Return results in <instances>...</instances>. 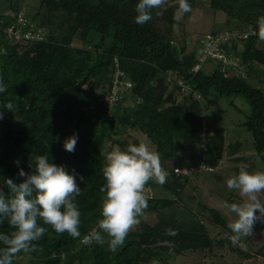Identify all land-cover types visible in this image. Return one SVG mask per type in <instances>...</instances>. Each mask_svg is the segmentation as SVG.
Returning a JSON list of instances; mask_svg holds the SVG:
<instances>
[{
    "label": "trees",
    "instance_id": "obj_1",
    "mask_svg": "<svg viewBox=\"0 0 264 264\" xmlns=\"http://www.w3.org/2000/svg\"><path fill=\"white\" fill-rule=\"evenodd\" d=\"M136 3L137 0H41L43 12L38 16L37 12L23 15L12 0H0V83L5 87V92L0 93V109L8 101L14 104L13 113L4 112L0 118L3 128L0 149L4 152V157L0 155V170H7H4V181L11 178L21 182L23 178L17 175L18 170L31 171V156L48 153L53 163L64 165L70 173L75 172L81 188L75 197L81 212V236L73 238L42 224L48 230L34 242L36 249L17 253L12 264H147L153 258L165 264L168 245L175 248L176 256L182 251L212 247L213 239L207 226L195 218L177 217L175 207L171 208L173 216L163 218L169 214L165 208L175 204L174 199L184 193V184L172 187L173 181L182 179L188 184L191 178L197 177L202 182H206V178L207 183L217 181L219 198L228 202L235 200L238 192L225 186L226 176L219 171L221 168L193 177H168L163 185L149 180L146 186L152 189L153 197L147 199L148 206L139 219L156 216L157 221L148 231L131 234L137 239L131 237L115 251L94 240L82 242L98 225L105 155L114 147L125 149L127 145L139 142L136 139L128 144L126 139V143L123 141L121 135L128 129L146 137L148 140L145 138L143 142L159 152L162 165L166 167L186 168L204 163L212 168L233 164L232 174L241 166H247L250 171L264 170V90L249 82L252 77L264 83V60L261 63L254 60L256 55L261 58L256 45L264 44V26L259 22V18L264 17V0H189L191 9L206 5L215 17V23L220 22L219 15L224 19L221 24H216L220 25L218 30L199 35L207 44L209 38L220 35L221 29L227 33L255 30V35H249L245 41L234 39L224 46L229 52L241 45L243 53L240 56L247 79L238 76L237 70L232 75L225 73L220 62L204 59L199 63L201 49L187 52V41L183 47H177L171 39L158 36L153 32L152 18L137 24L134 21ZM165 4L172 18L178 0H166ZM246 6L248 9L242 16L241 8ZM11 9L14 14L6 19L5 13ZM18 15L23 19L19 24L15 22ZM169 23L171 28L179 26L173 19ZM15 24L19 32L17 38L6 33V29ZM95 34L99 35L97 39H93ZM110 34L112 41L107 44L106 38ZM78 40L81 44L76 42ZM74 42L77 44L72 45ZM208 63L213 64L209 73L204 71ZM197 65V71L193 72ZM117 69L121 73L119 79L126 78L130 87L118 92L119 101L109 115V107L97 97L101 91L104 97L110 96L107 89L113 88ZM159 75L176 87L177 81H183L204 98L209 93L218 97L242 96L248 102L250 112L236 128L251 134V150L247 152L253 154L256 164L250 165L248 159L251 156L243 152L246 139L234 137V141H228L226 128L214 126V121H208L206 117V151L200 150L199 135L196 136L197 131L200 133V117L194 112L196 103L187 113L190 127L197 129L194 138L188 141L190 135L187 133L178 137L176 129L186 110L174 100L171 109L163 107L165 99L161 100L160 94L164 85L157 80ZM147 79L155 80L157 88L147 91ZM211 102L207 100L208 107ZM25 124L31 127L35 137L41 132L49 135L46 142L42 139L45 143L41 144L42 149H30L26 143H21V151L17 149L16 139L24 137L21 128ZM72 135L78 137L75 150L67 152L62 143ZM167 138H170L168 143ZM50 147L54 150L50 151ZM227 174H231L230 171ZM4 191L10 195L7 188ZM207 211L211 224L219 227L226 243L234 247L232 251L240 258L251 257L239 249L245 243L236 245L233 241L226 214L223 216L221 210L213 208ZM166 229H174L176 235H166ZM0 231H10L6 222L0 225ZM261 235H264V217L253 226V236L260 238ZM257 252L264 256V245Z\"/></svg>",
    "mask_w": 264,
    "mask_h": 264
},
{
    "label": "clouds",
    "instance_id": "obj_2",
    "mask_svg": "<svg viewBox=\"0 0 264 264\" xmlns=\"http://www.w3.org/2000/svg\"><path fill=\"white\" fill-rule=\"evenodd\" d=\"M165 3L166 0H137L134 21L137 24L146 23L152 18V10ZM190 11L189 0H178V17ZM259 22L264 26V17H260ZM242 50L230 51L234 54L239 52L241 58ZM3 92L5 87L0 83V93ZM13 111V102H6L0 109V118L4 112ZM204 112L200 118L206 125ZM77 139L76 135L67 137L62 143L63 149L73 152ZM29 167L31 171L27 173L23 169L18 170L17 175L23 178L21 182L6 179L10 195L0 188V225L6 222L10 229L0 231V264H12L17 253L35 250L37 245L34 242L39 241L48 230L42 224L51 226L57 233L66 232L73 238L81 236V212L75 203L81 188L76 182L75 172L70 173L64 165L53 163L48 153L31 156ZM165 167L159 152L150 149L144 142L129 144L125 149L117 146L109 151L101 169L104 183L99 189L103 195L99 204L98 225L90 236L84 237V242H103L106 234L110 238L108 246L111 250L115 251L123 245L128 232L139 223V217L147 208V199L153 197V193L151 197L145 196L147 182L154 180L163 185L170 175ZM225 183L229 190L237 191L242 197L240 202H223L232 214L227 228L233 234V241L237 242L251 237L254 224L264 217V203L260 199L264 195V170L250 171L247 166H241ZM166 235L174 236L176 232L166 229ZM150 264L160 262L153 258Z\"/></svg>",
    "mask_w": 264,
    "mask_h": 264
},
{
    "label": "rangeland",
    "instance_id": "obj_3",
    "mask_svg": "<svg viewBox=\"0 0 264 264\" xmlns=\"http://www.w3.org/2000/svg\"><path fill=\"white\" fill-rule=\"evenodd\" d=\"M40 3L41 0H12V4L14 6H18L20 8L19 13L23 15H26L28 13L32 15V13L37 12L38 16H40V14L43 12ZM248 3L251 2L249 1ZM248 6H246L245 8H241L240 12L242 16H244V14L246 13ZM11 14H14V11L12 9L9 10V12L5 13V15L7 16L6 18L12 16ZM171 19L176 20L179 23V26L177 27L173 26L171 28L169 23ZM215 20H216L215 17L213 16L212 12L206 5L199 7L197 6V8H192L190 12H187L186 14L183 13L182 15H179V17L176 11V13H173L171 18L170 11L166 7V4H164L158 9H153L151 23L154 33L164 38L165 40L171 39L173 41V44L177 45V47H183L184 43H186L187 41L186 43L187 52H192L194 50L201 49L200 50L201 58L199 59V63H200L205 59L204 55L206 56V53H204V51L206 50L208 45L203 41L202 39L203 36H199V35L202 34L203 32L211 33L214 30H218L220 28V25H216V24H221L224 19L222 15H219L218 20L220 22L215 23ZM219 31L220 33L218 34L227 33V31L224 29H221ZM110 35H111L110 37L106 38L107 44L112 41L113 35L112 34ZM98 37L99 35L95 34L93 39L94 38L97 39ZM76 42L78 44H81L79 40ZM77 43L74 42L72 45H75ZM241 48H242L241 45H239L238 49L241 50ZM255 49L257 53L261 56V58L258 57V55H256L254 57V60L256 63H261V60L262 59L264 60V44L263 43L257 44ZM237 56H238L236 58L237 60L235 61L233 67L228 69V65L221 63V70L225 71V73L231 72L230 75H232L234 71L237 69V74L241 75L242 78L247 79L248 76L246 74L244 65L240 63V61L242 60L239 57V52H237ZM198 67L199 65L194 67L193 70L195 71V69H197ZM212 68H213V64L211 63L205 64L204 71L209 73L211 72L210 70ZM120 75L121 73L119 69H117L114 74L115 76L114 82L117 83L118 81H120L119 79ZM121 79L123 83L129 82L126 78H121ZM157 80L159 82H163L164 85V87L162 88V92L160 94L161 100L165 99L163 107L167 109H171V107H173L171 106L172 100H174L177 104H181L185 107L186 112L184 119L183 121H181L180 125L176 129V134L178 137H181L182 135L187 133L190 135L188 141L194 138L193 135L195 131H197V129L190 127L189 122L187 120L188 117L187 113L189 109L193 107L192 104L196 103L197 106H195L194 112L197 113V115L199 114V117H201L202 113L205 111L204 114L206 119L211 122L214 121V126L218 125L226 128L227 132H229L228 141L230 140L234 141V137L240 138L242 140L246 139L242 147H244L243 152H245L246 155H249L248 152L251 150V134L250 133L244 134L243 131L236 128V126L241 121H245L246 116L250 112L249 104L242 96L218 97L215 95L216 96L215 97L212 95V93H209L205 98L204 96H201L199 100H194L192 98L193 96L186 95V93L182 94V92L178 91L179 88H177L175 85H172L171 82H169V80L166 79V77L163 76V80H162V76L159 75L157 77ZM249 82L250 84H252L251 86L256 88L262 87L264 90V83L258 82L256 79L252 77L249 79ZM145 85H146L145 88H148L147 91L149 92L150 90L157 88V84L155 83V80L150 81L147 79ZM108 91L109 90L107 89V93ZM114 92L117 94L116 90H114ZM97 99L98 101L104 103L107 107H109V109H107L109 111L108 112L109 115L112 114L110 111L114 110L113 109L114 105H116L119 101V100L114 101V94H112L111 92H110V96L108 95L107 97H104L102 91L99 93ZM207 100L212 101L209 104V107L207 104ZM205 108L207 109L205 110ZM200 122H201V118H200ZM2 130L3 128L0 126V139H3V135L1 132ZM21 130L23 132L24 137L16 139V146L17 149H19L20 151H21V143H26L30 149L31 147L37 150L42 149L44 146H42L41 144L44 145L45 144L44 142L47 141V138L49 136L45 132H41V135L39 137L37 136L35 137L32 134L31 127L28 126V124L23 125ZM236 130L239 133H236L235 132ZM12 131L14 133V128H12ZM240 132H242L243 134H241ZM197 135H199L198 138L200 139L199 148L200 150H202L203 147L206 148V138L201 137L198 131L196 133V136ZM121 137L123 138V141L125 143L126 141L124 139L127 140V144L134 141V139H136L139 142H143V140H145L146 138V137L144 138L142 135L134 134V132H132L129 129L123 135H121ZM42 139L44 142L42 141ZM169 141L170 138H167L166 143H168ZM147 145L149 146L150 149L154 150V147L151 144H147ZM53 150H54L53 148L50 149V151ZM0 155L4 157V152L2 151V149H0ZM249 157L250 158L248 159V161L250 162V165H255L256 163L253 154L249 155ZM202 165H204L205 167L212 168L211 166H206L204 163H202ZM233 166H234L233 164L231 165L223 164L220 167H215L212 169L213 171L214 170L216 171L219 168H221V170L219 171H221L226 176L227 179L232 174L231 171ZM4 170L7 171L5 168H2V170H0V188H2L3 190L6 188V183L3 178V175L5 173ZM228 171H230L231 174H227ZM203 172L210 173L204 170H202L200 173ZM194 175H196V173L191 174V177H193ZM191 179L192 181L188 184L184 183V180L182 179L179 181H173L171 183L172 187L175 186L178 187L184 184V186L182 187L184 188L183 191L184 193H182L180 197H176L174 199L176 202L175 204L171 203L169 207L165 208L166 211L168 210L167 213L169 214L165 215L163 219H165V217H167L168 215L173 216V210H171L172 207H175V210L178 209L176 211L177 217L195 218L197 221H200L201 223L207 226L208 233L210 237L213 239L211 245L212 247L210 246L211 248H205V250H197L194 252H190V250L182 251L179 254L176 253L177 254L176 256L174 251L175 248L172 245L171 246L168 245L165 248V254H164V258L166 259L165 264H264V256L262 254L258 255L257 252L258 249H260L264 245V235H261L260 238L254 237L252 235L251 237H248L246 239H241L240 241L235 242L236 245L245 243L239 246V249L241 252H245L251 255V257H249L248 259L243 257L240 258L237 253L232 251L234 247L226 243V239L223 238L224 236L221 233L222 230H220L219 227L214 225V223L211 224L212 222H210L211 217H209V212L207 211L208 208L221 210V214L223 216H225L226 214V216L229 218V221H231L232 219V214L223 206V202H224V200H222L223 198L222 199L219 198L220 191H218L219 186L217 184V181L209 180L207 183V178H206V182H202L201 180L199 181L200 177H197V179H193V178ZM165 193L166 192H163V195H166ZM234 199L235 200H233L232 202H240L242 197L238 193L237 197H235ZM260 199L261 202L263 203L264 195H262ZM179 204L180 206L178 207L177 205ZM156 221H157L156 216L146 217L145 220L139 219V223L128 232L124 242L131 240L133 238L131 234L133 233H140L143 230L148 231L150 227L155 224ZM109 239L110 238L107 237L106 234H104V241L99 243L103 245H108ZM133 239H137V238H133ZM218 240H221V242H219ZM108 249H110L109 246ZM156 260L159 261L158 258ZM146 263L150 264V262H146Z\"/></svg>",
    "mask_w": 264,
    "mask_h": 264
},
{
    "label": "built area",
    "instance_id": "obj_4",
    "mask_svg": "<svg viewBox=\"0 0 264 264\" xmlns=\"http://www.w3.org/2000/svg\"><path fill=\"white\" fill-rule=\"evenodd\" d=\"M15 19H16L15 22H17V24H19L23 21L21 15H18ZM15 26H16V24L10 25V27H8L6 29V33L13 35V36H15V38H17L18 37L17 33H19V32L16 31ZM255 33H256L255 30H253L252 28H249V29H245L243 31H233L231 33L220 34L214 38H209L210 42H208V44H207L208 46H207L206 50L204 51V53H206V56L204 55V58L214 60V61L220 62L222 64L228 65V69H229V68L233 67L235 61L237 60L236 58L238 56H237V54L232 53V51H230L229 53L226 52V50L224 48L226 43H229L231 40H234V39H238V40L246 39L249 35H251V34L255 35ZM29 35L30 34L25 35V38H28ZM197 69H195V71L192 69V71L196 72ZM176 85L179 88L180 92L186 93V92L191 91L192 96H193L192 98L194 100L200 99V97H201L200 94L197 91L193 90L192 86L191 87L187 86L183 81H177ZM128 87H130L129 82L123 83L121 80L118 81L117 83L113 82V88L111 89V93L114 94V101L119 100L118 92H120L121 89L124 90ZM114 90H116L117 94L114 92ZM205 134H206V125H205L204 121L202 120L200 136L205 137ZM203 148L205 151V147H203ZM165 168L170 173L169 177H179V176H184V175H191L194 173L197 174V173H200L202 170H204L206 172H212L213 171L212 168L205 167L202 164H200L198 166H190V167H186V168L179 167V166H175L173 168H167V167H165ZM145 196H146V198L152 196V191H151L150 187H148V186H145ZM82 242H84V240H82Z\"/></svg>",
    "mask_w": 264,
    "mask_h": 264
}]
</instances>
